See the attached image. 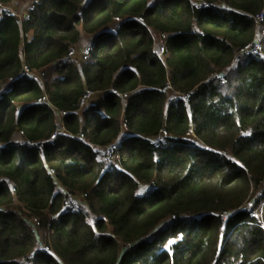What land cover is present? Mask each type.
<instances>
[{
	"label": "trees",
	"instance_id": "1",
	"mask_svg": "<svg viewBox=\"0 0 264 264\" xmlns=\"http://www.w3.org/2000/svg\"><path fill=\"white\" fill-rule=\"evenodd\" d=\"M205 1L0 0V264H264V0Z\"/></svg>",
	"mask_w": 264,
	"mask_h": 264
},
{
	"label": "built area",
	"instance_id": "2",
	"mask_svg": "<svg viewBox=\"0 0 264 264\" xmlns=\"http://www.w3.org/2000/svg\"><path fill=\"white\" fill-rule=\"evenodd\" d=\"M210 5L211 4L205 0H196V7H207ZM217 5L225 8V9H229V7L226 5H222V4H217ZM114 19L119 23V17H115ZM262 19H263L262 14H256L255 15V20H256L258 26H261ZM117 28H119V25H117ZM263 35H264V29L261 28V31L257 32V34L255 35L253 43H251L244 51L245 52L259 51L260 46H261V41L263 39ZM89 48H90V43L84 47L82 52L86 53L89 50ZM155 51H156L158 56H162L165 52V46L159 45L156 47ZM244 51H241V53L237 54V56L233 59L232 65H230L223 74L222 73L217 74V77L221 80V82L226 81L225 74L228 71H230V69L232 67H234L239 62L240 54H242V52H244ZM25 73H29V74L36 75V76H39V74H40L38 70L29 71L27 69L25 70ZM93 95H95L94 91H92V90L87 91L81 100L80 107H82L89 99H91V97ZM183 98H185L184 95H183ZM188 134L191 135L192 137L196 138V136L191 131ZM166 136H167V131L162 128L156 136L150 137L149 141L153 145L158 146L164 142V139ZM116 145H117V141H113L110 144L102 147L103 154L107 157H112L115 153ZM66 204L68 207L73 208V209H76L79 207V201L70 194H67V196H66ZM245 208L251 217H256V218L261 217L262 210H263V202L256 203L253 199H251V200L247 201V203L245 204Z\"/></svg>",
	"mask_w": 264,
	"mask_h": 264
},
{
	"label": "crops",
	"instance_id": "3",
	"mask_svg": "<svg viewBox=\"0 0 264 264\" xmlns=\"http://www.w3.org/2000/svg\"><path fill=\"white\" fill-rule=\"evenodd\" d=\"M32 1L33 0H11V2L5 5V8L16 13L20 18H23L26 15V10ZM83 39L85 41L83 40V45H81L80 47H85L88 44L90 36L86 35L85 37H83ZM79 45L80 43L78 44V46Z\"/></svg>",
	"mask_w": 264,
	"mask_h": 264
},
{
	"label": "rangeland",
	"instance_id": "4",
	"mask_svg": "<svg viewBox=\"0 0 264 264\" xmlns=\"http://www.w3.org/2000/svg\"><path fill=\"white\" fill-rule=\"evenodd\" d=\"M85 37V36H84ZM154 38H155V40H156V45L157 46H159L160 44H161V42H162V39H160L159 37H158V35L157 34H154ZM83 37H82V40H81V42H80V45L78 46H76V48H75V50H74V53H79V55L78 56H81V54H83V49H84V46L83 47H80L81 45H83ZM85 41V40H84ZM156 46V47H157ZM80 47V48H79ZM74 55V54H73ZM40 73V72H39ZM39 77H40V74H39ZM226 79V78H225ZM79 201L81 202V208L83 209V202H82V198H80L79 197ZM88 219L90 220V219H92V217L89 215L88 216ZM31 222L33 223V221L31 220Z\"/></svg>",
	"mask_w": 264,
	"mask_h": 264
}]
</instances>
